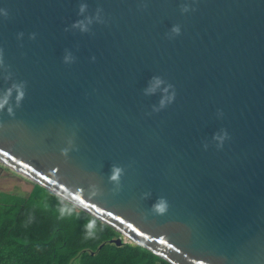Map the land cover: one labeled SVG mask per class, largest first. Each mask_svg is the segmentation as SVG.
Segmentation results:
<instances>
[{
  "label": "water",
  "instance_id": "95a60500",
  "mask_svg": "<svg viewBox=\"0 0 264 264\" xmlns=\"http://www.w3.org/2000/svg\"><path fill=\"white\" fill-rule=\"evenodd\" d=\"M5 97L0 163L111 243L264 264V0H0Z\"/></svg>",
  "mask_w": 264,
  "mask_h": 264
},
{
  "label": "trees",
  "instance_id": "16d2710c",
  "mask_svg": "<svg viewBox=\"0 0 264 264\" xmlns=\"http://www.w3.org/2000/svg\"><path fill=\"white\" fill-rule=\"evenodd\" d=\"M62 207L68 209L63 216ZM92 219L95 235L88 238L85 226ZM119 236L39 184L25 195L0 192V264H167L142 246L111 243Z\"/></svg>",
  "mask_w": 264,
  "mask_h": 264
},
{
  "label": "clouds",
  "instance_id": "9594fccd",
  "mask_svg": "<svg viewBox=\"0 0 264 264\" xmlns=\"http://www.w3.org/2000/svg\"><path fill=\"white\" fill-rule=\"evenodd\" d=\"M84 7H85L84 5H81V11L84 10ZM181 10L183 12H187V11H189V7L187 5H183L181 7ZM172 30L177 35L180 32V28H179L178 25L173 26V29ZM23 96H24L23 90H19L18 91V94H17V102L18 103H19L20 100L23 99ZM7 101H8V98L7 97H5L4 99L0 100V110H3L4 109L5 104L7 103ZM8 111L11 113L12 112V109L9 108ZM120 171L121 170L119 168H115L114 167L113 173H112V176L110 177V179L115 180V181H118L119 180ZM67 198L70 199V200H73L74 199V200H77L78 201V200L81 199V196L80 195H77V194H73L72 196H69ZM153 208H154V211L157 214H161L162 215L167 210V204H166V202L163 199H161L158 203H156L153 206ZM67 211H68V209L62 207L60 209L61 216H63L65 214V212H67ZM95 227H96V220L95 219L89 220L88 223L85 226L86 235H87L88 238H91V237H93L95 235V233L93 231L95 229Z\"/></svg>",
  "mask_w": 264,
  "mask_h": 264
},
{
  "label": "rangeland",
  "instance_id": "374dc122",
  "mask_svg": "<svg viewBox=\"0 0 264 264\" xmlns=\"http://www.w3.org/2000/svg\"><path fill=\"white\" fill-rule=\"evenodd\" d=\"M0 167H4L3 169L0 168V192L3 190H10L25 195L32 190L34 184L31 181L11 169V172L13 171L15 174L7 171L5 168L8 167L5 165L1 166V163Z\"/></svg>",
  "mask_w": 264,
  "mask_h": 264
}]
</instances>
